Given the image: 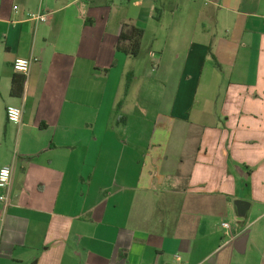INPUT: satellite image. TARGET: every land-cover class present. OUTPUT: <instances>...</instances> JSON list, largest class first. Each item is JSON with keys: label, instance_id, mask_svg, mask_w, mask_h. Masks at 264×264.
Listing matches in <instances>:
<instances>
[{"label": "crops", "instance_id": "crops-1", "mask_svg": "<svg viewBox=\"0 0 264 264\" xmlns=\"http://www.w3.org/2000/svg\"><path fill=\"white\" fill-rule=\"evenodd\" d=\"M3 167L0 264H264V0H0Z\"/></svg>", "mask_w": 264, "mask_h": 264}, {"label": "built area", "instance_id": "built-area-1", "mask_svg": "<svg viewBox=\"0 0 264 264\" xmlns=\"http://www.w3.org/2000/svg\"><path fill=\"white\" fill-rule=\"evenodd\" d=\"M17 8L14 7V10ZM29 20L33 22H47L48 20V14L43 12H38L35 14L29 15ZM154 57V55H151ZM36 59H16L13 63V70L15 72L21 73V74H27L30 70V66L32 63L36 62ZM18 113V115H16ZM21 116L22 112L19 108L14 106H8L6 108V119L7 122L13 125H18L21 122ZM6 173V175H5ZM12 179V169L11 167H3L0 169V204L2 206V211L5 212L6 209L9 207L11 199L9 195V188L11 184ZM3 221V215L0 214V226ZM222 227L230 233V226L226 223L222 224ZM229 235V234H228ZM176 260H179V256H174Z\"/></svg>", "mask_w": 264, "mask_h": 264}, {"label": "trees", "instance_id": "trees-1", "mask_svg": "<svg viewBox=\"0 0 264 264\" xmlns=\"http://www.w3.org/2000/svg\"><path fill=\"white\" fill-rule=\"evenodd\" d=\"M143 34V30L124 24L122 26L119 41L116 45V50L124 53L126 56L136 58L140 53ZM20 82L21 84L19 85L15 77L12 79L10 94L14 97L22 93V78Z\"/></svg>", "mask_w": 264, "mask_h": 264}, {"label": "clouds", "instance_id": "clouds-1", "mask_svg": "<svg viewBox=\"0 0 264 264\" xmlns=\"http://www.w3.org/2000/svg\"><path fill=\"white\" fill-rule=\"evenodd\" d=\"M16 115H18V113ZM5 175H6V173H5Z\"/></svg>", "mask_w": 264, "mask_h": 264}]
</instances>
